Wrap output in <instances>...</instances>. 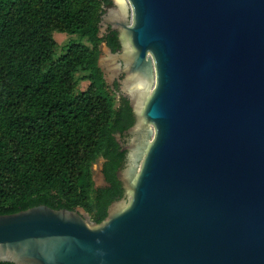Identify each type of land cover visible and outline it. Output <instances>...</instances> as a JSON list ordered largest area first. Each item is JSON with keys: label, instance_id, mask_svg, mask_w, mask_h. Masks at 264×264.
<instances>
[{"label": "water", "instance_id": "obj_1", "mask_svg": "<svg viewBox=\"0 0 264 264\" xmlns=\"http://www.w3.org/2000/svg\"><path fill=\"white\" fill-rule=\"evenodd\" d=\"M107 15L137 118L126 193L99 222L0 214V260L264 264V0H115ZM98 48L111 84L116 54Z\"/></svg>", "mask_w": 264, "mask_h": 264}, {"label": "trees", "instance_id": "obj_2", "mask_svg": "<svg viewBox=\"0 0 264 264\" xmlns=\"http://www.w3.org/2000/svg\"><path fill=\"white\" fill-rule=\"evenodd\" d=\"M107 1L0 0V214L82 206L99 222L104 194L118 198L92 178L97 157L112 158L120 120L131 118L127 99L115 105L97 64L100 42L116 47L111 33L98 35ZM53 31L90 45L69 39L55 56ZM80 80L88 81L83 90L75 89Z\"/></svg>", "mask_w": 264, "mask_h": 264}, {"label": "flooded vegetation", "instance_id": "obj_3", "mask_svg": "<svg viewBox=\"0 0 264 264\" xmlns=\"http://www.w3.org/2000/svg\"><path fill=\"white\" fill-rule=\"evenodd\" d=\"M115 7V0H108L107 2L104 3L103 5V13L101 14V22L104 21L103 24L100 23L99 21V29H98V34L99 32L100 35H109L110 33L115 37V44L116 47L114 50L110 49V47L104 42L105 48H107V51L109 54L115 55L116 54V65L112 69L114 71V74L112 76V83L109 84L110 89H119L120 90V96L118 97L117 102L115 103L116 106H119L122 104L121 98L124 97L128 101L129 105V110L131 114V118L129 119H122L120 120V124L122 125L121 129H117L113 134H114V139H115V146L113 148L112 154H111V160L108 158H105L103 156L97 157L95 160L98 165H97V175L99 177V183L96 184V181L93 178V185L95 188H101L104 191L106 190L107 192L110 191V188H113V192L118 196V199H121L124 197L126 193V182L123 179V172L124 169L127 166L128 158H129V152L131 151L132 147V137L135 135V132H129V129L134 125V123L137 121L136 114L134 111V105L130 97V93L126 91L127 89V84H128V79H126L123 82H120V79L122 78L123 74L126 73L124 71V61L122 57L120 56L122 51V37L120 34V22L118 20H111L109 19L108 21L103 19L104 15L105 17L108 16L107 13L110 8ZM103 15V16H102ZM99 62V58L97 60V64ZM107 66V65H106ZM103 77L105 79V75L103 74ZM108 84V82L106 81ZM107 168V170L110 172L111 177L113 178L112 182H109L106 180L105 174L103 172V169ZM103 191V194H104ZM107 194V193H106ZM110 194L109 196H111ZM109 196H106L104 194V200H108L106 209H105V214L104 217L108 214L109 207L112 202H114V199H107Z\"/></svg>", "mask_w": 264, "mask_h": 264}, {"label": "rangeland", "instance_id": "obj_4", "mask_svg": "<svg viewBox=\"0 0 264 264\" xmlns=\"http://www.w3.org/2000/svg\"><path fill=\"white\" fill-rule=\"evenodd\" d=\"M52 35H53L54 40L57 43V46L55 49V56H57V55H59L65 51L66 45H67L69 39L80 40L82 43L90 45V43L87 41L86 38L77 39L76 35L67 34L65 32L53 31ZM81 74H82V72L79 73L78 75H81ZM105 81H106V79H105ZM87 84H88L87 80H80L75 89L83 90L86 88ZM107 85H109V83ZM107 89H108L110 95L112 96L114 103H116L118 100V97L120 95L118 94V92L116 90L110 89L109 86ZM97 165H98V163L96 161L92 164V174H93L94 180L96 181V184L99 183V177L97 175ZM77 207L82 208L84 213L87 215V219L90 220V212L85 210L82 206H77Z\"/></svg>", "mask_w": 264, "mask_h": 264}]
</instances>
